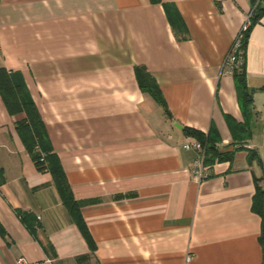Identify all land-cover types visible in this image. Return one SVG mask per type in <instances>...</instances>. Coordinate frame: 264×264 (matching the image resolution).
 <instances>
[{"label": "crops", "instance_id": "obj_1", "mask_svg": "<svg viewBox=\"0 0 264 264\" xmlns=\"http://www.w3.org/2000/svg\"><path fill=\"white\" fill-rule=\"evenodd\" d=\"M264 2V0H262ZM250 0H0V67L33 99L93 241L38 169L0 95V264H260L251 208L264 151V14L244 47L250 136L221 64ZM158 83L169 114L141 90ZM234 144L196 179L183 127ZM198 140V139H197ZM200 141V140H199ZM205 150V147H204ZM45 155V154H44ZM187 254L190 258H187Z\"/></svg>", "mask_w": 264, "mask_h": 264}, {"label": "trees", "instance_id": "obj_2", "mask_svg": "<svg viewBox=\"0 0 264 264\" xmlns=\"http://www.w3.org/2000/svg\"><path fill=\"white\" fill-rule=\"evenodd\" d=\"M250 1L252 4L250 25L245 31L242 39L243 48L246 45L251 26L264 14V2H262V0ZM233 74L236 80L238 101L243 108L244 120L236 122L237 127L236 129H232V133L236 140H240L250 136L248 115L251 114V96L245 82L244 64L240 70L235 71ZM135 76L141 90L147 92L164 108L165 112L169 114L167 103L158 83L144 65L138 64L135 66ZM0 95L10 114L18 112L24 113L23 117L15 121V128L21 141L37 168H47L51 172L53 182L59 192L61 201L68 208L87 242L93 246L90 233L80 214L78 202L71 193L70 185L59 160L51 152L48 153L44 151V153H41L37 149L39 142L45 135L44 123L41 115L26 88L20 82L15 81L11 72L7 71L4 67H0ZM183 129L202 142L205 147L204 161L207 163L212 162L215 158H231L233 151L236 149V145L232 143L221 146L218 145L212 139L208 131L203 132L197 128L188 126H184ZM247 155L249 161H255L261 169V174L258 177H254L255 191L252 196L251 208L261 217V233L259 238L262 245V259L260 264H264V151L263 154L260 155L256 149L250 148L248 149ZM41 156H43V159H40ZM0 180H2L1 177Z\"/></svg>", "mask_w": 264, "mask_h": 264}, {"label": "built area", "instance_id": "obj_3", "mask_svg": "<svg viewBox=\"0 0 264 264\" xmlns=\"http://www.w3.org/2000/svg\"><path fill=\"white\" fill-rule=\"evenodd\" d=\"M250 14L249 12L244 21L242 22L237 34L233 38L227 52L225 53L222 60V70L227 73H234L237 70L242 68L244 62V48H243V36L248 26L250 25ZM182 146L184 148H191L198 152V155L193 158L191 164L193 169V175L196 179H201L208 175L207 166L204 162V145L201 141L187 140ZM43 159V156L40 157ZM187 258H190V255L187 254ZM13 264H31L25 257L19 256L16 258Z\"/></svg>", "mask_w": 264, "mask_h": 264}, {"label": "rangeland", "instance_id": "obj_4", "mask_svg": "<svg viewBox=\"0 0 264 264\" xmlns=\"http://www.w3.org/2000/svg\"><path fill=\"white\" fill-rule=\"evenodd\" d=\"M260 174H261V172H260Z\"/></svg>", "mask_w": 264, "mask_h": 264}]
</instances>
